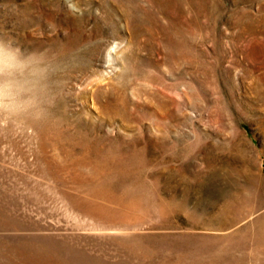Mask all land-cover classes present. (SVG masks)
Here are the masks:
<instances>
[{"label":"rangeland","instance_id":"obj_1","mask_svg":"<svg viewBox=\"0 0 264 264\" xmlns=\"http://www.w3.org/2000/svg\"><path fill=\"white\" fill-rule=\"evenodd\" d=\"M0 35L61 68L0 131V264H264V0H0Z\"/></svg>","mask_w":264,"mask_h":264},{"label":"clouds","instance_id":"obj_2","mask_svg":"<svg viewBox=\"0 0 264 264\" xmlns=\"http://www.w3.org/2000/svg\"><path fill=\"white\" fill-rule=\"evenodd\" d=\"M60 71L45 51L25 49L0 35V131L16 123L35 126L47 122Z\"/></svg>","mask_w":264,"mask_h":264}]
</instances>
